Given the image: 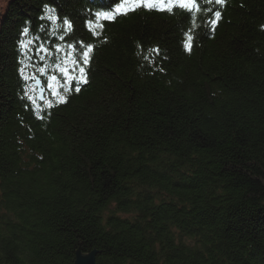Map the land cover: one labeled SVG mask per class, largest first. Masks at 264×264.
<instances>
[{
	"label": "trees",
	"instance_id": "trees-1",
	"mask_svg": "<svg viewBox=\"0 0 264 264\" xmlns=\"http://www.w3.org/2000/svg\"><path fill=\"white\" fill-rule=\"evenodd\" d=\"M110 3L9 0L0 19V264H264V0L214 6V30L203 11L102 23ZM79 42L74 93L55 65L77 75Z\"/></svg>",
	"mask_w": 264,
	"mask_h": 264
},
{
	"label": "snow or ice",
	"instance_id": "snow-or-ice-1",
	"mask_svg": "<svg viewBox=\"0 0 264 264\" xmlns=\"http://www.w3.org/2000/svg\"><path fill=\"white\" fill-rule=\"evenodd\" d=\"M226 0H111V3L107 6L106 11H97L94 16L99 18L102 23H107L114 21L117 16H126L130 12H135L137 9H150V10H158L164 13H173L175 11H184L189 16L193 12H207L210 14V27L212 30L215 29V26L221 20L222 13L219 10H216L214 6H224ZM48 6L45 5V8ZM50 19H53L50 17ZM63 23L67 26L68 29L73 28L72 22L65 18ZM94 20H87L85 22V27H89V25L93 24ZM92 31L91 28H89ZM29 33V28L25 27L22 30V35H27ZM98 35V34H97ZM41 38L39 36H35L34 40H29L27 44H22L23 47L28 48L30 45H33L34 41H38ZM61 40L66 39L63 35L60 36ZM193 36L190 32L185 33V40L183 43L184 49L186 51H191L193 47ZM79 46L81 54L76 56L75 59L71 61L72 70H76L77 75L72 76L71 70L65 68L61 64H56L55 68L60 72L62 76L66 80H71L72 83L69 85V88L74 93H79L81 88L77 85L88 84V72L90 70V63L92 60V53L94 52V45L92 44H83V42H79L78 45L69 44L68 49L70 51H65L64 55L71 56L74 54L76 48ZM34 54L39 56L41 60L44 59V56H41V53H44L47 56H54L55 53L51 52L48 48L44 46V44H38L33 49ZM64 51L59 45L56 46V52ZM154 52L158 53L159 49H153ZM21 74L23 75V69H20ZM39 71L43 73L45 71L44 68H40ZM25 80H28L29 77L25 76ZM31 79L35 80V76H32ZM50 79L56 80L58 77L53 76ZM58 95V94H57ZM59 100L62 103H67V100L64 96H59Z\"/></svg>",
	"mask_w": 264,
	"mask_h": 264
},
{
	"label": "water",
	"instance_id": "water-1",
	"mask_svg": "<svg viewBox=\"0 0 264 264\" xmlns=\"http://www.w3.org/2000/svg\"><path fill=\"white\" fill-rule=\"evenodd\" d=\"M36 87V98L39 103H44L46 100L45 91L42 87V83L37 79L35 82ZM75 264H96L95 254L82 255L80 252L76 254Z\"/></svg>",
	"mask_w": 264,
	"mask_h": 264
},
{
	"label": "rangeland",
	"instance_id": "rangeland-1",
	"mask_svg": "<svg viewBox=\"0 0 264 264\" xmlns=\"http://www.w3.org/2000/svg\"><path fill=\"white\" fill-rule=\"evenodd\" d=\"M8 2H9V0H0V19H1L2 15L4 14V11L6 9Z\"/></svg>",
	"mask_w": 264,
	"mask_h": 264
}]
</instances>
